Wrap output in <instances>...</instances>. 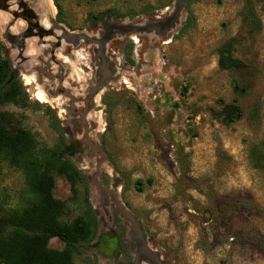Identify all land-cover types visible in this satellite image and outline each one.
<instances>
[{
  "label": "rangeland",
  "instance_id": "1",
  "mask_svg": "<svg viewBox=\"0 0 264 264\" xmlns=\"http://www.w3.org/2000/svg\"><path fill=\"white\" fill-rule=\"evenodd\" d=\"M56 2L69 22L82 27L90 15L108 9L140 15L146 6L168 8L161 17L174 20L171 31L152 43L147 40L146 88L132 92L123 73L101 92V97L119 96H111L107 114L97 108L102 113L94 119L98 128L90 140L108 161L95 182L118 197L121 193L164 264H264L262 2L197 0L180 10L176 0H129L131 9L127 0ZM188 13L193 25L181 32ZM246 14L260 22L259 30ZM0 43L5 46L1 33ZM127 43L116 40L113 47ZM125 66L122 62L117 68L127 71ZM0 112L34 136L38 152L59 146L84 178L85 184L71 190L66 180L55 177L53 196L66 207L61 220L69 223L86 212L87 190L99 223L109 228L110 210L101 207L92 183L101 158L91 157L81 131L52 127L50 108L29 97ZM24 190L21 173L0 161V217L19 207ZM96 238L79 246L75 264H110L95 256ZM48 246L61 250L64 245L52 239Z\"/></svg>",
  "mask_w": 264,
  "mask_h": 264
},
{
  "label": "flooded vegetation",
  "instance_id": "2",
  "mask_svg": "<svg viewBox=\"0 0 264 264\" xmlns=\"http://www.w3.org/2000/svg\"><path fill=\"white\" fill-rule=\"evenodd\" d=\"M42 1L0 0V18L3 21L0 33L5 43V46L0 43L3 56L8 61L12 78L22 83L27 97L36 101L37 92L44 95V104L50 108L52 127L81 131L82 144L90 149L91 157L101 158L96 162L98 180L100 166L108 158L98 144L91 142L90 135L98 128V120L94 119L102 113L97 108L102 107L107 114L111 96H119L112 93L101 97V92L107 89L116 75L123 73L128 77L130 87L127 88L132 92L146 88L149 82L144 65L147 63V40L152 43L155 38L167 35L174 20L161 17L168 8L163 11L161 6L155 9L146 6L140 10V15L133 12L121 15L113 9L97 12L90 15L87 26L82 27L68 21L56 0H48L53 13ZM78 1L79 4H88L99 0ZM127 2L130 7L129 0ZM125 39L128 43L122 48L113 47L114 41L123 43ZM118 54L127 71L117 68L122 64L116 57ZM95 183L102 187L97 181ZM97 189L101 207L107 206L110 210L111 226L103 227L94 213V237L97 240L92 249L95 256L110 261V264H164L157 250L150 249L144 224L140 223L139 233L124 219L122 211H128V208L121 200V193L118 197L117 192L104 187Z\"/></svg>",
  "mask_w": 264,
  "mask_h": 264
},
{
  "label": "trees",
  "instance_id": "3",
  "mask_svg": "<svg viewBox=\"0 0 264 264\" xmlns=\"http://www.w3.org/2000/svg\"><path fill=\"white\" fill-rule=\"evenodd\" d=\"M264 5V0H260ZM197 0H187L191 5ZM255 30L260 22L251 15ZM193 15L183 24L181 32L193 25ZM27 96L18 81L12 78L7 59L0 44V108L25 104ZM236 117L241 113L233 108ZM0 161L18 170L24 183L23 202L0 217V264H75L74 256L82 243H89L95 232L96 220L87 200L86 212L71 222L61 220L65 204L53 196L55 177L66 180L71 190L84 178L59 146L38 152L34 136L22 128L13 116L0 112ZM264 166V156L260 159ZM56 239L64 246L61 250L48 246Z\"/></svg>",
  "mask_w": 264,
  "mask_h": 264
},
{
  "label": "water",
  "instance_id": "4",
  "mask_svg": "<svg viewBox=\"0 0 264 264\" xmlns=\"http://www.w3.org/2000/svg\"><path fill=\"white\" fill-rule=\"evenodd\" d=\"M184 4H185V0H176V3H175L176 8H177L178 10L182 9L183 6H184ZM99 165H100V164H98V166H99ZM97 176H98L97 174L94 175V177L92 178V181H93L94 179H96ZM94 184L97 185V187H98L100 190H102V187H100L99 184H97V183H95V182H94ZM122 214H123V216H124V219H126L127 221H129V222L131 223L132 228H133L134 230H137V231L140 233L139 224H138L137 220H136V219H135L130 213H128V211H126V210H123V211H122ZM151 254H152V253H151ZM153 254H154V253H153Z\"/></svg>",
  "mask_w": 264,
  "mask_h": 264
},
{
  "label": "bare ground",
  "instance_id": "5",
  "mask_svg": "<svg viewBox=\"0 0 264 264\" xmlns=\"http://www.w3.org/2000/svg\"><path fill=\"white\" fill-rule=\"evenodd\" d=\"M43 3H45V6L49 9V11H51V13H53V7L51 6V4H50V2L47 0V1H45L44 2V0L42 1ZM47 4V5H46ZM2 14V13H1ZM0 16H2V15H0ZM9 18V17H8ZM7 21V20H6ZM5 23V22H4ZM43 23H44V25L47 27V22H46V20H44L43 21ZM6 24V23H5ZM21 26H22V24H21ZM2 28H3V21L1 20V18H0V32H1V30H2ZM14 29V28H13ZM15 32H16V30H15ZM15 34V33H14ZM30 51V50H29ZM35 52V51H34ZM31 55V54H30ZM63 62H64V60H63ZM79 71V70H78ZM34 78V77H33ZM25 83L26 84H29V80L28 79H25ZM39 87V86H38ZM37 90H38V88H37ZM36 91V90H35ZM35 99H36V101H38L39 103H45V101H46V98L44 97V95L39 91V92H37L36 93V95H35ZM96 102H97V100H96ZM49 104V103H48ZM98 115V114H97ZM99 118V117H98ZM88 119V118H87ZM101 122V121H100Z\"/></svg>",
  "mask_w": 264,
  "mask_h": 264
}]
</instances>
